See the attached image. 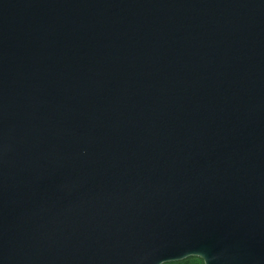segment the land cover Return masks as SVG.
Instances as JSON below:
<instances>
[{
	"label": "water",
	"instance_id": "95a60500",
	"mask_svg": "<svg viewBox=\"0 0 264 264\" xmlns=\"http://www.w3.org/2000/svg\"><path fill=\"white\" fill-rule=\"evenodd\" d=\"M264 264V0H0V264Z\"/></svg>",
	"mask_w": 264,
	"mask_h": 264
},
{
	"label": "trees",
	"instance_id": "16d2710c",
	"mask_svg": "<svg viewBox=\"0 0 264 264\" xmlns=\"http://www.w3.org/2000/svg\"><path fill=\"white\" fill-rule=\"evenodd\" d=\"M162 264H204L202 259L197 256L186 257L177 261H169Z\"/></svg>",
	"mask_w": 264,
	"mask_h": 264
}]
</instances>
